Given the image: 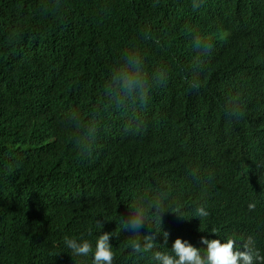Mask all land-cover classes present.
Here are the masks:
<instances>
[{
    "label": "trees",
    "instance_id": "1",
    "mask_svg": "<svg viewBox=\"0 0 264 264\" xmlns=\"http://www.w3.org/2000/svg\"><path fill=\"white\" fill-rule=\"evenodd\" d=\"M203 1L189 0L178 19L163 15L155 22L140 23L137 0H0V264H91L88 258L73 261L63 247V238H84L94 246L103 232L98 221L108 220L106 217L117 208V198L110 197L108 190L100 195L102 185L113 183L96 180L99 172L89 167L84 156L86 139L99 135L101 125L111 117V109L118 105L108 79L99 88L100 76L113 65L101 45L111 46L122 55L126 48L142 46L152 63L174 58L166 78L151 86L148 93L167 114L211 140L212 151L206 159H198V172L193 170L196 175L203 176L208 158L217 157L223 146L229 150L242 148L243 140L248 139L246 133L256 124L257 107L264 110V84L247 76H252L249 71L257 73L263 68H251L246 63L251 55L259 53L258 38H264V0H248L247 13L258 9L261 14L249 21L246 31L221 38L216 46H204L201 51L195 40L206 34L205 29L221 23L215 5L209 16H202L200 24L196 22V13L205 8L200 5ZM97 15L113 24V31L107 33L101 25L102 35L96 37L91 32L94 40L86 39L84 32L89 27L82 23L95 21ZM219 30H224L222 25L207 32ZM52 37L68 40L42 56L30 50L33 42L44 44ZM62 48L71 52L70 60L58 57ZM76 56L81 60L88 56L89 60L83 65L85 83L74 88L64 80L59 65L77 62ZM255 57L264 65V51ZM193 81L195 88L191 86ZM90 86L93 88L86 92ZM105 93L110 96L103 97ZM89 101L100 106L94 121L75 113ZM246 104L257 105L251 109V117L241 111L238 120L225 116L227 108ZM51 130L56 141L46 135ZM243 153L245 157L250 155ZM183 158L181 150L173 156L172 163L178 170ZM165 159L162 152L157 170L167 167L169 157ZM143 161L145 174L131 172V180L143 179L149 191L163 192L161 180L154 173L155 154ZM168 178L175 179L172 173L164 176ZM191 189L193 197L186 195L182 203L190 226L202 195ZM253 197V191L244 189L227 199L223 218L230 227L228 231L225 226L223 235L245 230L251 234L260 225L264 228V194L251 209L235 205ZM142 230H146L145 224L140 226ZM252 241L256 242L255 237ZM259 244L264 250V243Z\"/></svg>",
    "mask_w": 264,
    "mask_h": 264
},
{
    "label": "clouds",
    "instance_id": "2",
    "mask_svg": "<svg viewBox=\"0 0 264 264\" xmlns=\"http://www.w3.org/2000/svg\"><path fill=\"white\" fill-rule=\"evenodd\" d=\"M189 0H137L140 4V13L137 18L140 23H152L165 15L173 20L180 18L185 12V5ZM214 1V2H213ZM204 0L200 5L205 6L196 13V22L200 24L202 16H209L212 6H216L215 13L221 23L210 26L205 30L222 25L224 30L215 31L212 34L206 31L196 45L202 51L204 46H216L221 38H227L235 32H244L248 29L251 20L260 16L261 11H247L250 9L248 0ZM260 0H254V2ZM236 3L235 6L232 4ZM193 7H197L194 3ZM249 21H251L249 23ZM87 28L84 32L86 39L94 40L91 32L97 37L101 34L99 27L105 25L108 32L113 31L108 20L97 15L95 21L82 23ZM106 33V34H107ZM105 34V35H106ZM221 34V36H220ZM68 39H48L47 43L33 42L30 50L42 56L53 50L56 46ZM259 53L264 51V38H258ZM102 53L107 52L106 58L113 62L102 73L99 88H102L106 80L112 87L111 94L116 99L117 107L111 109V117L107 122H102L100 133L97 136L86 139L84 156L89 167L94 166L100 177L96 180L113 184H105L100 188L108 190L109 196L117 198V208L106 217L101 218L97 226L101 232L93 244L84 238L66 236L63 238V247L67 250L73 261L88 258L91 264H264V250L254 246L252 239L245 232L237 231L234 235H223V211L227 199L241 193L251 186L252 168L257 166L262 175L264 170L252 160V154L264 156L259 150L264 147V110L256 104H246L243 107L233 105L226 109L225 116L238 120L240 111L242 115L251 117L252 108L256 109L255 126L252 127L244 139L241 149L229 150L223 146V151L217 157H209L208 168H204V180L211 189V197L220 202L210 204L206 197L200 196L198 206L194 209L191 226L185 220V209L182 208L186 196L185 187L181 184H166L170 178L164 176L178 172L174 166L173 156L181 149H186L199 159L208 156L211 152V140L191 125L167 114L156 103L154 95L148 93L153 85H158L166 78L170 71V64L174 58H169L163 63H152L146 49L142 46L126 48L125 54L117 53L113 47L101 45ZM30 55L29 50L26 48ZM251 55L246 63L248 67H262L257 73L249 71L250 80L264 84L263 60ZM58 57L65 60L72 58L71 52L65 48L59 50ZM77 62H68L60 66L63 70L64 80L71 87H79L85 83L84 63L89 60L84 58ZM195 88L196 82L192 85ZM90 86L85 91H89ZM105 93L103 97L108 98ZM71 101L70 105L73 106ZM241 108V109H240ZM100 106L92 101L76 108L75 113L79 118L94 121L98 118ZM53 131H47L49 140L56 141ZM209 141V142H208ZM156 148V152H155ZM200 149V150H198ZM169 157L165 162L163 171L157 170L162 162L161 153ZM149 154H155L156 167L154 173L161 180L163 192L149 191L143 179L131 180V172L143 175L146 165L143 158ZM235 155L245 157L239 159ZM165 159V160H166ZM206 159V158H205ZM262 161V160H260ZM35 164V162H34ZM35 171V166H34ZM78 171L76 174H79ZM36 176V174H35ZM37 178V177H36ZM36 185V184H35ZM35 185L30 191L35 189ZM12 196V198H14ZM11 198V199H12ZM217 207V208H216ZM249 209L253 207L248 205ZM207 211H205V209ZM217 209L222 212H218ZM163 214V215H162ZM214 225L212 226V224ZM146 225L145 231H140V226ZM178 224H184L183 231L177 230ZM182 227V226H181ZM199 227V228H198ZM197 228V229H196ZM181 231V232H180ZM191 232V233H189ZM208 232L207 237L199 235Z\"/></svg>",
    "mask_w": 264,
    "mask_h": 264
},
{
    "label": "water",
    "instance_id": "3",
    "mask_svg": "<svg viewBox=\"0 0 264 264\" xmlns=\"http://www.w3.org/2000/svg\"><path fill=\"white\" fill-rule=\"evenodd\" d=\"M255 94H257L258 92L255 91ZM164 109H162L161 111H163ZM181 151L184 153V158L182 160L181 166L178 170L179 174L177 175V173H173L175 179H171V181H166L167 183L171 182V184H181L183 187H185V194L188 195L189 197H193V191L191 188H193L194 190H196L197 192H200L204 197H206V199L208 200V202L210 204H217L220 202L214 201L211 197V189L209 188L208 184L202 180L198 175L195 174L194 171L198 172V159L193 152L186 150V149H181ZM259 153H262V155H264V147L262 149L259 150ZM252 160L259 166H261L264 170V156H256V154H252ZM262 160V161H260ZM196 164L195 167H193ZM260 168H258L257 166H255L254 168H252L251 171H253L254 173L251 175V186H248L246 189L248 191H253L254 197L252 199H250V201H241L235 203V205H241L244 204L245 206H248L249 204H254L255 202L259 201L262 198V195L264 194V173L262 175H258L257 172H261V170H259ZM194 170V171H193ZM200 172V170H199ZM203 172V171H202ZM262 173V172H261ZM195 180L194 183L191 184V186L187 185L190 181ZM189 187V189L187 188ZM217 208V207H216ZM205 211H207L206 208H204ZM218 212H222L220 210L223 209H217ZM214 225V223L212 224V226ZM228 221L226 220V218L224 219L223 222V226L227 228V230L229 231L228 227ZM263 225H260L258 227H256V229L254 228V231L249 234L247 230H245V234L248 236V238L254 234L255 240L256 242H252L254 244V246L256 248L259 249V243H264V228L262 229ZM199 228V227H198ZM225 228V229H226ZM197 229V228H196ZM191 233V232H189ZM208 232L199 235V237H207ZM256 243V244H255Z\"/></svg>",
    "mask_w": 264,
    "mask_h": 264
},
{
    "label": "bare ground",
    "instance_id": "4",
    "mask_svg": "<svg viewBox=\"0 0 264 264\" xmlns=\"http://www.w3.org/2000/svg\"><path fill=\"white\" fill-rule=\"evenodd\" d=\"M188 122H191V121L188 120ZM205 125H206V124H205ZM234 135H236V134H234ZM208 142H209V141H208ZM198 150H200V149H198ZM206 154L209 155L210 153H209V152H206ZM181 226H182V227H181ZM183 229H184V224H182V225H181V224H178V225H177V230H181V231H183ZM181 231H180V232H181Z\"/></svg>",
    "mask_w": 264,
    "mask_h": 264
}]
</instances>
